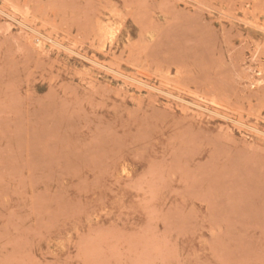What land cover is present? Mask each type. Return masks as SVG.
Wrapping results in <instances>:
<instances>
[{"label":"rangeland","instance_id":"374dc122","mask_svg":"<svg viewBox=\"0 0 264 264\" xmlns=\"http://www.w3.org/2000/svg\"><path fill=\"white\" fill-rule=\"evenodd\" d=\"M0 264H264V0H0Z\"/></svg>","mask_w":264,"mask_h":264},{"label":"bare ground","instance_id":"6f19581e","mask_svg":"<svg viewBox=\"0 0 264 264\" xmlns=\"http://www.w3.org/2000/svg\"><path fill=\"white\" fill-rule=\"evenodd\" d=\"M230 15V14H229ZM113 32V31H112Z\"/></svg>","mask_w":264,"mask_h":264}]
</instances>
